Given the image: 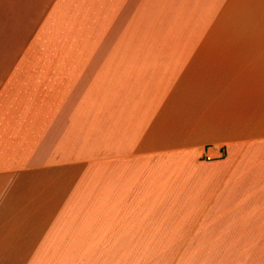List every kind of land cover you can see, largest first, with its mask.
I'll return each instance as SVG.
<instances>
[{
    "label": "crops",
    "instance_id": "1",
    "mask_svg": "<svg viewBox=\"0 0 264 264\" xmlns=\"http://www.w3.org/2000/svg\"><path fill=\"white\" fill-rule=\"evenodd\" d=\"M0 264H264V0H0Z\"/></svg>",
    "mask_w": 264,
    "mask_h": 264
},
{
    "label": "built area",
    "instance_id": "2",
    "mask_svg": "<svg viewBox=\"0 0 264 264\" xmlns=\"http://www.w3.org/2000/svg\"><path fill=\"white\" fill-rule=\"evenodd\" d=\"M215 148H218V147H215ZM210 158H212V155H207L206 154V159H210Z\"/></svg>",
    "mask_w": 264,
    "mask_h": 264
}]
</instances>
